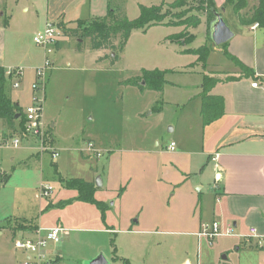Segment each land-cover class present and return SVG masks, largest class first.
Wrapping results in <instances>:
<instances>
[{"label":"rangeland","instance_id":"rangeland-1","mask_svg":"<svg viewBox=\"0 0 264 264\" xmlns=\"http://www.w3.org/2000/svg\"><path fill=\"white\" fill-rule=\"evenodd\" d=\"M66 1L0 0L2 19L13 17L5 38L7 60L21 66L29 54L44 53L34 35L44 28L46 10ZM175 1L106 0L130 19L139 15V4H157L171 25L134 30L114 62L97 60L104 54L114 57L113 52L91 49L88 39L78 49L82 40L63 32L60 48L50 55L56 62L47 72L45 92L33 91L28 68L17 79L19 87L8 79V95L24 107L32 95V100L46 97L45 114L56 121L59 155L54 158L52 152L27 149L24 139L15 146L14 137L3 139L0 123V264H22L25 255L16 248L15 239L31 235L29 222L66 229L60 243H49L43 250L49 264H86L99 254L107 264H126L125 259L130 264H264V247L257 245V239L248 240L251 228L245 231L227 224L213 211L205 214L194 186L197 178L181 182V173L170 167L171 156L160 155L166 164L161 167L158 153L152 152L176 143L178 137L186 144L196 132L201 138L197 98L182 101L200 91L202 69L190 66L194 54L181 51L209 44L215 50L208 62L229 69L224 46H215L210 38L213 14L199 11L198 26L180 25L197 13L199 4L182 0L174 7ZM255 1L249 0V7ZM216 2L221 11L225 0ZM225 6L223 17L235 29L240 19L231 6ZM241 13L250 17L248 8ZM207 67L211 70L213 65ZM155 68L167 70L162 90L142 80L132 83L143 69ZM89 142L100 149V155L88 150ZM132 147L137 151L125 150ZM72 178L91 182L100 178L94 199L105 209L81 200L79 191L67 186ZM44 187L50 188L48 197L41 196ZM214 222L221 234L213 239L200 234L205 226L211 230ZM229 226L233 232L226 235Z\"/></svg>","mask_w":264,"mask_h":264},{"label":"crops","instance_id":"crops-1","mask_svg":"<svg viewBox=\"0 0 264 264\" xmlns=\"http://www.w3.org/2000/svg\"><path fill=\"white\" fill-rule=\"evenodd\" d=\"M48 1L51 3L52 1L59 2V0ZM3 6V2H0V66L5 71L12 67H20L23 68L24 74L26 68L30 69L33 77L31 86L33 91H36L34 88L36 69L42 66L45 55L43 51L42 53L33 52L25 60L26 65L21 66L7 60L5 38L13 17L2 19L4 16ZM25 7L27 8L24 10L28 11L29 7ZM107 9L106 0H68L62 5L56 4L54 8L49 7L46 10L44 27L47 22H54L59 25L63 23L70 27L76 24L79 19L104 16ZM233 30L235 35L228 41L223 51L242 62L248 67V70H244L236 60L228 57L227 54L226 57H228L227 61L229 62H226L229 69L220 68L219 64L208 61L204 67L201 62L197 61V55H194L195 57L190 64V66L199 65L201 67L202 79L205 75L213 77L215 73L223 75V77L218 78L219 81L211 90V94L222 96L224 113L212 122L206 123L204 121L202 114L203 99L200 96L203 86L202 80L200 91L194 97L182 101L184 103L186 100L190 101L197 98L198 110L202 119L196 127H200L201 138L197 137L196 132L191 138H188L187 141L189 142L186 144L182 137H178L174 150H170V144H168L165 149L153 150L152 152L158 153V165L161 167L166 164H162L164 157L160 155L169 154L171 156L170 167L181 173V182L197 178L194 186L201 196V209L205 214L213 211V214L218 213L222 220L224 218L227 224L245 231L248 228H255L257 233L264 234V27L254 28L253 25L238 24ZM60 43L59 40L58 49ZM220 49L222 50V48ZM55 50H57V46ZM214 50L213 47L212 51ZM184 54L189 55L188 53ZM53 58L55 63L56 59ZM209 65H213L211 70H208L207 66ZM47 80L49 78L46 77V87ZM255 82L258 83L257 86H253ZM32 97L33 95L28 105L32 103ZM45 102L46 97L44 96L42 101L43 122L48 129L52 130L55 139L54 145L56 146L58 143L54 132L56 121L49 120L46 116ZM17 103L21 105L20 102ZM26 107L22 106L23 112ZM0 123L3 128V139H7L5 134L9 130L5 124L1 121ZM22 139L26 140L27 149L39 150L37 139L27 137ZM194 140L200 141V145H193ZM125 150L128 152L137 151L134 147ZM38 153V156L42 154ZM212 180L213 183H211ZM138 205L141 209L143 208L139 200ZM37 228L38 226L28 230L33 235ZM111 229L113 227L107 230ZM46 253L48 255L47 251ZM24 255L26 257L25 253ZM49 263L50 260L48 259L46 264ZM188 264L192 263L188 261Z\"/></svg>","mask_w":264,"mask_h":264},{"label":"trees","instance_id":"trees-1","mask_svg":"<svg viewBox=\"0 0 264 264\" xmlns=\"http://www.w3.org/2000/svg\"><path fill=\"white\" fill-rule=\"evenodd\" d=\"M196 2L199 4V7L196 9L197 13L189 15L180 25L184 24L188 27L198 26L202 22L199 11L206 10L212 13L215 18L216 11L223 15V8L226 9L225 5H229L240 19V25H253L258 22L259 26L264 27V0H256L250 7L249 0H225V5L220 8L221 11L218 10L216 0H197ZM181 3L182 0H176L173 6L179 7ZM247 8L249 10V18H246L245 15L241 13L242 10ZM161 11V6L157 4H139V15L136 18L130 19L125 13L116 9L108 2L107 13L104 16L79 19L76 22V27H69L67 24L65 25L63 23H60V26L63 32H66L70 36H76L82 40L77 45L78 49H82L84 41L88 39L91 49L110 51L115 54L114 57H111L110 54H104L97 59L98 61L110 59L114 62L118 57V53L124 51L131 33L134 30H147L151 26L161 24L171 25V22H166V16L168 15L166 13H161ZM177 17L182 18L181 15ZM227 43L228 42L224 43L222 46L225 47ZM58 46L59 42L57 48ZM212 49L213 47L211 45L205 43L196 48L184 49L183 52L197 55V61L201 62L205 67ZM226 54L228 57L236 60L244 70H248V67L234 56L228 52H226ZM166 72L167 70H160L158 68L143 69L142 74L139 76V80L133 81L132 83L138 84L139 81L142 80L145 82L144 84L150 85L152 89L162 90L165 83ZM252 74L254 75V73ZM12 78V76H7L5 69L0 66V121L5 124L9 130V132L5 134L6 138L13 136L22 137L24 135L26 122L22 106L14 102L6 91V83L8 79ZM218 81V78L209 75H205L203 79L200 96L203 99L202 114L206 123L214 121L224 113V101L222 96L211 94V90ZM51 131V129H48L49 140L54 143L55 139ZM8 179L9 175H6L4 178L5 182ZM67 186L78 190L81 200L96 203L100 208L105 209L103 203L94 199V192L97 190L94 182L86 181L82 178H72L67 180ZM29 225L32 229L36 228V226L30 222ZM125 262L126 264H130L127 259H125Z\"/></svg>","mask_w":264,"mask_h":264},{"label":"built area","instance_id":"built-area-1","mask_svg":"<svg viewBox=\"0 0 264 264\" xmlns=\"http://www.w3.org/2000/svg\"><path fill=\"white\" fill-rule=\"evenodd\" d=\"M257 26V24L253 25L254 28ZM62 35V27L54 22H47L45 27L34 35V41L37 45L44 49L45 54L43 65L36 69V80L34 83L35 90L41 89L45 92L47 72L53 64V60L50 55L54 53ZM23 74V68L20 67H12L6 71L7 76H12L14 78V87H19L20 82L17 79H20ZM257 85V82L253 83V86ZM42 101L43 100H39V97L36 96L33 98L32 103L25 108L24 115L26 122L24 135L22 137L15 136L13 144L18 146L23 137L34 138L39 142L40 151L52 152V156L56 158L59 155V152L54 143L49 140L50 137L48 135V128L43 122ZM169 149H175V142L170 143ZM88 150L100 155V149L96 147L93 142L88 143ZM49 191L50 188L44 187L42 189L41 196L48 197L50 195ZM205 227L206 228L200 234L207 235L210 239H213L214 236L221 234L217 222L213 223L211 230H208L207 226ZM65 231L66 229L61 226L48 228L38 227L34 231L33 235L16 238V248L22 250L26 254L22 264H46V252H43V250L47 248L49 243H60ZM232 232L233 228L232 226H229L225 234L230 235ZM248 239H257V245L264 247V234H258L255 228H251Z\"/></svg>","mask_w":264,"mask_h":264},{"label":"water","instance_id":"water-1","mask_svg":"<svg viewBox=\"0 0 264 264\" xmlns=\"http://www.w3.org/2000/svg\"><path fill=\"white\" fill-rule=\"evenodd\" d=\"M224 10V8H223ZM210 38L215 46L223 45L232 39L235 35L234 30L227 24L223 15L216 11L215 19L210 24ZM114 54V53H113ZM143 83H145L143 81ZM96 186H101L102 181L97 178L95 182ZM108 260L103 254H99L96 258H93L86 262V264H107Z\"/></svg>","mask_w":264,"mask_h":264}]
</instances>
